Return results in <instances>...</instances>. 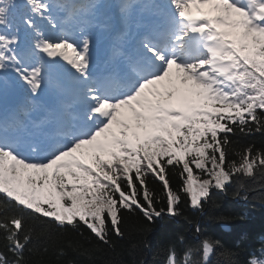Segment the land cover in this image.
I'll return each instance as SVG.
<instances>
[{
	"label": "snow or ice",
	"instance_id": "6c2138e0",
	"mask_svg": "<svg viewBox=\"0 0 264 264\" xmlns=\"http://www.w3.org/2000/svg\"><path fill=\"white\" fill-rule=\"evenodd\" d=\"M237 132H264V0H0V264H27L30 220L108 244L123 211L153 224L182 196L203 210L212 188L264 183V149L235 151ZM218 249L232 264L212 237L166 264Z\"/></svg>",
	"mask_w": 264,
	"mask_h": 264
},
{
	"label": "trees",
	"instance_id": "16d2710c",
	"mask_svg": "<svg viewBox=\"0 0 264 264\" xmlns=\"http://www.w3.org/2000/svg\"><path fill=\"white\" fill-rule=\"evenodd\" d=\"M231 139L235 151L249 145L264 149V132L247 135L237 132ZM235 158L230 150L228 159ZM193 170L197 171L194 166ZM178 171L169 172L171 185L177 190L182 183ZM240 182L246 184V190L239 188ZM148 187L161 197L157 209L166 207L159 181L149 177ZM179 212L178 216L163 215L149 224L139 209L123 211L120 225L123 236L110 233L108 244L99 241L84 226L74 230L30 220L36 238L32 251L25 253L26 261L27 264H166L170 246L182 256L186 248L204 237L221 241L233 254L232 264H249L253 257L264 259V183L259 176L230 183L227 191L210 189L203 210L193 208L188 198L182 196ZM197 226L203 235L195 231ZM220 251L213 264H226L219 256ZM0 252L7 253L2 240Z\"/></svg>",
	"mask_w": 264,
	"mask_h": 264
}]
</instances>
